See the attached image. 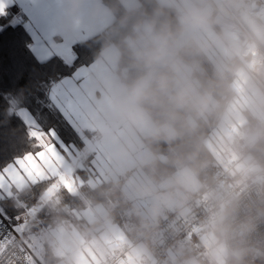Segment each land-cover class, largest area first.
Here are the masks:
<instances>
[{"label":"clouds","instance_id":"9594fccd","mask_svg":"<svg viewBox=\"0 0 264 264\" xmlns=\"http://www.w3.org/2000/svg\"><path fill=\"white\" fill-rule=\"evenodd\" d=\"M117 3L95 126L135 157L133 195L151 203L127 226L134 247L109 244L108 211L65 232L62 264H264V0Z\"/></svg>","mask_w":264,"mask_h":264},{"label":"crops","instance_id":"0c3cea01","mask_svg":"<svg viewBox=\"0 0 264 264\" xmlns=\"http://www.w3.org/2000/svg\"><path fill=\"white\" fill-rule=\"evenodd\" d=\"M104 9L100 0H82L79 10L73 14V0H61L58 6L55 26V43L62 45L65 42L72 46L76 43L90 39L102 33L109 27L114 18L101 11L94 14L96 8ZM14 10V14L13 11ZM12 11V13H11ZM20 13V8L14 6L10 9V19L12 15ZM3 19H0L2 21ZM84 70V76L79 81L81 95L83 97L80 104V118L77 122L78 133L83 141L82 149H77L70 145V150L63 157L62 163L56 168L45 174L44 177L33 180L27 176L17 182L4 181L0 187V200L12 198L26 189H31L37 185L45 184L43 195L25 211L28 214L27 231L30 243L37 245V253L44 264H62L65 253L62 250L64 234L67 230L76 229L86 224L91 218L108 212L102 204H89L83 194L84 190H95L101 185H111V189H119L121 192V202L125 205V221L121 224L113 222L112 233L109 244L113 249L118 246L134 247L131 244L128 233V214H134L136 209L146 212L150 207V201L135 197L132 192V181L139 173L133 166L135 157L117 158V143L106 138L99 127L95 126V116L99 114L100 108L96 104V99L101 95V89L97 87V77L94 75V61L85 66L77 67ZM72 74V73H71ZM70 74V75H71ZM119 182V187L113 185ZM57 187H61L69 198L79 197L85 203V207L71 213V221L57 224L52 211L46 210L49 201H57ZM35 215V216H34ZM52 219H49V217ZM35 217V218H34ZM133 221L134 216H131ZM36 222L30 225V221ZM31 226L39 231V242L35 237H31L33 231ZM51 254L55 259L50 263ZM81 264H98L97 254L89 252L85 254Z\"/></svg>","mask_w":264,"mask_h":264},{"label":"snow or ice","instance_id":"6c2138e0","mask_svg":"<svg viewBox=\"0 0 264 264\" xmlns=\"http://www.w3.org/2000/svg\"><path fill=\"white\" fill-rule=\"evenodd\" d=\"M60 2L61 0H0V19L7 20V24H0V31L6 27L21 25L28 35L24 46L41 66L57 60L64 66H74L75 57L70 44L65 42L57 45L54 40ZM14 6L20 8V13L8 19L10 9ZM23 70L18 69L20 72ZM83 76L84 70L76 67L67 76L58 72L40 76L34 72L25 89L24 103L16 107L9 95L11 91L0 92V105L11 108L14 118L24 125L29 142L27 150L0 164V187L4 181L17 182L24 176L33 180L40 179L46 173L55 171L62 163L70 145H75V140L65 139L60 129L67 125L74 137L78 135L77 122L83 99L79 81ZM32 90L42 92L45 99L33 96ZM33 105L36 106L35 110Z\"/></svg>","mask_w":264,"mask_h":264},{"label":"trees","instance_id":"16d2710c","mask_svg":"<svg viewBox=\"0 0 264 264\" xmlns=\"http://www.w3.org/2000/svg\"><path fill=\"white\" fill-rule=\"evenodd\" d=\"M100 1L106 8L116 7L119 11L116 13L115 18L113 17L112 24L102 33L72 46L73 56L75 57L74 66L72 67L64 66L58 60L44 66L37 64L24 46L25 41L28 40V35L21 25L15 28L6 27L3 31H0V92L3 90L11 91L9 95L14 107L24 103L26 96L25 89L34 72L40 76L53 75L55 72L67 76L74 71L75 67L85 66L94 61L95 55L99 51L105 37L109 34L119 15L123 13V7L117 3V0ZM12 11L14 14V10ZM0 24H7V20L3 19L0 21ZM20 68L24 70L22 72L18 71ZM32 95L45 99L44 94L37 90H32ZM18 100L19 102H17ZM35 107L33 105V110H35ZM7 109H9L7 105H0V164L10 160L15 155H20L23 151L27 150L29 144L26 129L19 120L12 115L10 122H5L4 112ZM44 111L47 112V109H44ZM60 131L65 139L73 138L75 140L74 146L77 149H82L83 141L81 140V136H85L86 134L78 133L74 137L72 130L67 125L61 128ZM44 191L45 184L26 189L18 193L17 201L9 199V201L0 203V210L14 227L15 215L24 212L26 209H30L43 195ZM83 194L85 195V199L89 201V204H102L107 211H112L114 215L113 222L121 224L125 221V205L121 202L122 197L119 189L113 190L111 189V185L105 184L95 190H84ZM19 203L24 204L20 209L18 208ZM84 207L85 203L81 198H69L61 187H57V201H49L46 210L52 211L54 219L59 224L71 221V213ZM49 219H52V217L50 216ZM24 222L25 226L21 227L22 231L27 226V222ZM35 223L34 219L30 221V225ZM31 227H33L31 228L32 231L36 230L34 226ZM48 256L50 257V263H53L55 259L52 258L50 253H48Z\"/></svg>","mask_w":264,"mask_h":264},{"label":"built area","instance_id":"2783aa9c","mask_svg":"<svg viewBox=\"0 0 264 264\" xmlns=\"http://www.w3.org/2000/svg\"><path fill=\"white\" fill-rule=\"evenodd\" d=\"M134 214H128V225L133 222ZM169 221L162 224V237H167L166 231ZM131 244L133 245L132 241ZM29 250L23 238L15 231L7 217L0 210V264H27ZM163 258V254L161 255ZM117 264H120L118 261Z\"/></svg>","mask_w":264,"mask_h":264},{"label":"rangeland","instance_id":"374dc122","mask_svg":"<svg viewBox=\"0 0 264 264\" xmlns=\"http://www.w3.org/2000/svg\"><path fill=\"white\" fill-rule=\"evenodd\" d=\"M17 195L18 194H15V196H13L12 198L2 199V200H0V203L9 201V199H11L13 201H15V200L17 201V199H18ZM20 203L18 205V208L19 209L21 207H23L22 205H24V204H20ZM27 219H30V218H28V214H27V212L25 210L22 213H17L15 215V225H14L15 231L22 238H24L23 240L25 241V243L27 245V248H28V250L30 252L29 259H28V263L27 264H44L43 261H42V259L39 257V255L37 253L38 246L30 243V241H29L30 238L29 237H28V240H27L26 237H27V235H29V233L27 231H22L21 230V227H24L25 226V222L24 221H27ZM39 236H40L39 231H33V233L31 234V237H33V238L35 237V239H37L38 242L40 240Z\"/></svg>","mask_w":264,"mask_h":264}]
</instances>
